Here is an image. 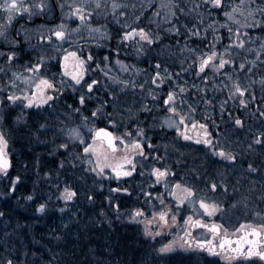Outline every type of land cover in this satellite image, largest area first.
<instances>
[{
	"label": "flooded vegetation",
	"instance_id": "flooded-vegetation-1",
	"mask_svg": "<svg viewBox=\"0 0 264 264\" xmlns=\"http://www.w3.org/2000/svg\"><path fill=\"white\" fill-rule=\"evenodd\" d=\"M24 1L21 0L20 9L11 10L0 0V147L10 159L11 167L14 161H25L36 153L46 152L51 160L71 167L65 173L72 178L74 164L79 161L82 165L77 162L76 173L87 178L88 186L95 184L103 196L106 211L102 215L108 213L114 219L130 223L144 236L141 224L131 222L127 215L134 208L143 217L160 205L173 217L172 229L163 235L183 236L188 245L182 253L225 264L260 261L256 255H249L250 250L256 253L264 247L259 234L248 229L237 235L218 228L213 231V221H222V215L212 207L202 210L200 194L221 163H235L233 148L241 147L239 154L243 155L242 170L247 179L253 175L255 168L250 158L257 153L244 148L263 145L264 106L259 99H264V95L246 90L235 108H221L219 102L225 101L216 90L202 96L201 82L207 80L199 74V67L194 69L192 78L189 76L193 99L174 94L175 104L168 111L162 90L158 100H150L148 90H139L145 85H126V90H122L107 81L102 72L106 64L111 66L125 59L119 28H111L112 36L94 51L89 44L75 41L72 34L63 33L66 28L61 27L64 22L59 19L57 0H50V9L43 13L25 11ZM67 29L72 31L71 27ZM74 51L84 59L79 84L67 75L73 73V67L64 61ZM148 57L147 54L141 59L146 62L142 66L151 61ZM241 59L245 60L244 56ZM151 63L150 67L156 65L154 61ZM133 65L137 66L136 60ZM140 77L137 82H141ZM261 78L262 75L257 76L256 80ZM217 79H212L214 83L217 81L215 86ZM164 118L175 119L180 126L168 127ZM92 120L96 126L92 140L118 153L119 172L114 183L93 175L89 167L85 145H90L91 137L86 124ZM207 122L209 128H205ZM74 128L84 132V141L69 134ZM100 128L110 131V140L96 137ZM133 139L136 140L129 144ZM135 144L140 146L135 148L136 157L125 149ZM221 150H225L223 154L228 161H223ZM258 153L263 154L262 150ZM155 169H160L163 175H158ZM8 171L0 169L7 181ZM170 185H175L171 195L178 201L172 206L168 204Z\"/></svg>",
	"mask_w": 264,
	"mask_h": 264
},
{
	"label": "rangeland",
	"instance_id": "rangeland-1",
	"mask_svg": "<svg viewBox=\"0 0 264 264\" xmlns=\"http://www.w3.org/2000/svg\"><path fill=\"white\" fill-rule=\"evenodd\" d=\"M2 2L8 8L13 3L19 9L22 7L21 0H2ZM57 3L61 12L59 19L64 22L61 27L66 28L63 33L72 34L75 41L80 40L89 44L94 51L102 48L104 41H108L112 36L111 28H119L121 32L119 43L124 46L122 54L125 59L117 60L111 66L106 64L102 72L107 76V81L111 85L114 83L120 86L122 90H126V85L133 84L138 87L145 85L139 90H148V94L151 93L148 95L150 100H158L162 90L168 111L175 104L174 94L184 98L193 97L191 92L193 89L190 87L193 82L190 79L193 77L194 69L197 70L199 67L203 68V70L200 69L199 74L204 75L207 80L203 79L201 88L203 89L204 84H211L214 91L219 89V94L226 99H224L225 103H221L222 107L235 108L236 102L243 100V91H246L250 83L255 81L261 85L264 84V0H220L219 6H216L215 0H57ZM24 5L25 11L43 13L50 9V0H25ZM67 27H71L72 31H69ZM181 33L185 34L183 39L179 40ZM165 37L166 40L162 41ZM193 38L196 39L197 45H191ZM160 40L162 43L158 44ZM150 47L160 56L154 61L156 65L150 67L151 61L141 67L133 65L134 60L147 56L146 52L150 50ZM248 54L251 55L250 58ZM243 56L245 60L241 59ZM64 61L73 67V73L67 74L69 78H72L74 83H81L83 77L81 64L84 59L77 51H74L69 53ZM170 74L172 76H169ZM260 75L262 78L256 80V77ZM218 76L222 81L220 85L215 86L217 81L214 83L213 80H216ZM252 76L253 78H250ZM139 77L141 82H137ZM181 117L184 116L181 115ZM171 118H164L165 125L178 128L180 124ZM189 122L192 123V120ZM209 126L210 123L207 122L205 128ZM205 128L202 127L204 132ZM86 129L91 137V143L88 146L85 145V150L90 156V165H88L93 175L114 183L115 175L119 172L118 153L111 152L102 143L92 140L96 129L93 120L88 121ZM69 134L74 139L84 141L85 136L81 129L74 128ZM134 140L136 139L129 144ZM135 148L140 149V146L136 147L135 144L131 149L125 146L129 155L136 157ZM233 149L234 157L238 156L241 147L239 150ZM244 149L255 153L261 150L264 152V142L259 147L249 146ZM222 158L223 161L229 160L225 155ZM77 162L74 164L75 167L78 165ZM127 170L130 169L127 168ZM155 172L159 175L160 169H155ZM257 174L258 170L254 169L253 176L257 177ZM262 177L263 174L260 177V185H264ZM235 181L239 182L227 193H225L226 186H221L223 192L220 197L223 203H220L222 201L218 200V196L209 187L203 190L200 194L201 206L206 205L207 209L212 207V210L218 209L222 215V221H213L214 229L218 228L234 235L239 234L243 229L255 230L254 232L258 233L264 242V212L258 211L261 205L257 203V199L263 196H255L257 193L249 194L248 190L241 188L243 187L242 179L238 176L233 179V182ZM16 183L15 180L13 185ZM259 188L264 193V188L261 186ZM175 189V185H170V195L171 192H175ZM69 194H72L70 198H68ZM74 194L68 187L57 188V197L62 205L72 203ZM172 195L168 202L171 206L173 203L178 204ZM204 208L201 207L202 210ZM235 208H238L242 214L235 213ZM111 209L114 208L111 207ZM135 211L138 213L137 209L130 210L128 219L141 224L144 237L156 243L160 253L182 252L184 248H187L188 244L183 236L163 235L172 229L171 218L173 219L172 213H167L165 207L158 205L143 217L136 213L134 215ZM161 215L164 219L160 218ZM163 249L169 250L163 251ZM256 253H264V247ZM256 257L261 259L259 255ZM253 262L264 264V259L251 260L248 263Z\"/></svg>",
	"mask_w": 264,
	"mask_h": 264
},
{
	"label": "trees",
	"instance_id": "trees-1",
	"mask_svg": "<svg viewBox=\"0 0 264 264\" xmlns=\"http://www.w3.org/2000/svg\"><path fill=\"white\" fill-rule=\"evenodd\" d=\"M184 34H180L179 40ZM191 42V45H197L195 38ZM153 50L150 47L146 53L148 59L151 57V61H156L160 56ZM145 63L136 60L139 67ZM217 80L220 85L222 79ZM252 84L247 85L246 90H255L256 95L260 92L263 97L264 85ZM204 85L202 96H209L214 87ZM216 92L220 95L219 89ZM259 100L264 106V99ZM48 155L40 152L25 161H14L8 171L9 181L0 173V264H225L182 252L160 253L156 243L142 236L134 225L114 219L115 216L108 213L102 215L106 209L98 187L93 184L88 189L87 178L77 174L75 167L74 176L69 178L65 172L72 168L51 160ZM263 157L264 152L250 158L258 174L257 177L250 174L248 179L242 170L243 155L235 156L234 164L221 163L220 174L217 170L210 176L206 188H213V193L222 201L221 186H226L225 193L233 190L239 182H233V179L238 176L242 179L241 188L248 190L249 194L263 196L257 199V203L261 205L258 211L264 212V193L258 187L264 188L259 182L262 174L264 178ZM15 180L17 183L13 185ZM60 186L75 193L72 203L62 205L59 202L57 188ZM235 209V213L240 212Z\"/></svg>",
	"mask_w": 264,
	"mask_h": 264
},
{
	"label": "snow or ice",
	"instance_id": "snow-or-ice-1",
	"mask_svg": "<svg viewBox=\"0 0 264 264\" xmlns=\"http://www.w3.org/2000/svg\"><path fill=\"white\" fill-rule=\"evenodd\" d=\"M215 4H216V6H219V5H220V0H215ZM9 7L12 8V9H14V8L16 7V5H15V3H13V4L9 5ZM58 35H61V34L58 33ZM144 38H146V37H144ZM205 63H207V61H205ZM221 67H223V64H221ZM201 70H203V68H202ZM170 99H171V97H170ZM136 147H138V145H137ZM221 155H223V153H221ZM0 167H4V168H6V167H7V161H6V160L3 161V163L0 164ZM160 175H163V173H160ZM71 195H72V194H69V197H68V198H70ZM202 207H205V209H207V206H206V205H202ZM141 214H142V213H137V215H141ZM209 214H211V213H209ZM160 218H161V219H164V216L161 215ZM213 231H215V229H213ZM253 234H257V235H258V233H253ZM222 246H223V245H222ZM167 250H169V249H163V251H167ZM249 255H259L261 259H264V253H255V252H252V251L250 250Z\"/></svg>",
	"mask_w": 264,
	"mask_h": 264
},
{
	"label": "water",
	"instance_id": "water-1",
	"mask_svg": "<svg viewBox=\"0 0 264 264\" xmlns=\"http://www.w3.org/2000/svg\"><path fill=\"white\" fill-rule=\"evenodd\" d=\"M110 131H108L107 129L105 128H100L97 130V133H96V137H103L107 140H110ZM7 161V167L4 168V167H0L3 171H8L11 167V163H10V159L8 157H6L3 152H2V149L0 147V164L3 163V161Z\"/></svg>",
	"mask_w": 264,
	"mask_h": 264
}]
</instances>
